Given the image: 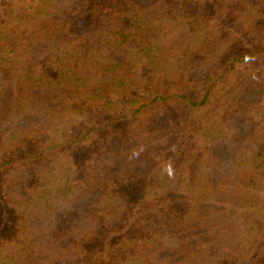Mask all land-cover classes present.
<instances>
[{
    "label": "trees",
    "instance_id": "obj_1",
    "mask_svg": "<svg viewBox=\"0 0 264 264\" xmlns=\"http://www.w3.org/2000/svg\"><path fill=\"white\" fill-rule=\"evenodd\" d=\"M0 264H264V0H0Z\"/></svg>",
    "mask_w": 264,
    "mask_h": 264
},
{
    "label": "rangeland",
    "instance_id": "obj_2",
    "mask_svg": "<svg viewBox=\"0 0 264 264\" xmlns=\"http://www.w3.org/2000/svg\"><path fill=\"white\" fill-rule=\"evenodd\" d=\"M198 67V66H197ZM197 73L198 74H202V72H203V69L202 68H197ZM222 148H223V145L222 144H219L218 146H216L215 148H214V153H220V151L222 150ZM219 157L221 158V159H224L225 157L224 156H221L220 154H219Z\"/></svg>",
    "mask_w": 264,
    "mask_h": 264
}]
</instances>
